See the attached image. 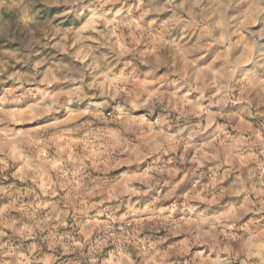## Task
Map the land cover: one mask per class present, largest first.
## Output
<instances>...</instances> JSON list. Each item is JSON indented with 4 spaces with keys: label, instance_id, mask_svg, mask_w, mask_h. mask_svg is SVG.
Instances as JSON below:
<instances>
[{
    "label": "clouds",
    "instance_id": "1",
    "mask_svg": "<svg viewBox=\"0 0 264 264\" xmlns=\"http://www.w3.org/2000/svg\"><path fill=\"white\" fill-rule=\"evenodd\" d=\"M0 264H264V0H0Z\"/></svg>",
    "mask_w": 264,
    "mask_h": 264
}]
</instances>
